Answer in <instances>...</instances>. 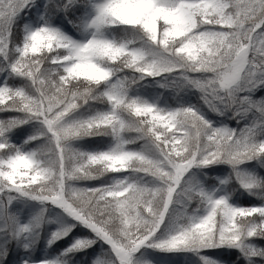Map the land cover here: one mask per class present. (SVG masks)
Listing matches in <instances>:
<instances>
[{
	"label": "snow or ice",
	"instance_id": "6c2138e0",
	"mask_svg": "<svg viewBox=\"0 0 264 264\" xmlns=\"http://www.w3.org/2000/svg\"><path fill=\"white\" fill-rule=\"evenodd\" d=\"M0 114V264H264V0H0Z\"/></svg>",
	"mask_w": 264,
	"mask_h": 264
},
{
	"label": "rangeland",
	"instance_id": "374dc122",
	"mask_svg": "<svg viewBox=\"0 0 264 264\" xmlns=\"http://www.w3.org/2000/svg\"><path fill=\"white\" fill-rule=\"evenodd\" d=\"M0 118H2V114H0ZM247 199H250V198H247ZM254 203H255V200H254ZM193 259H195V258H193Z\"/></svg>",
	"mask_w": 264,
	"mask_h": 264
}]
</instances>
